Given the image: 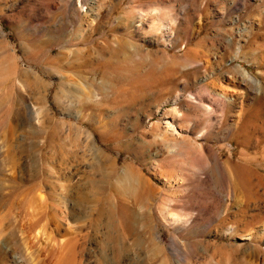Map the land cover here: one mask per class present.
<instances>
[{"label":"rangeland","instance_id":"1","mask_svg":"<svg viewBox=\"0 0 264 264\" xmlns=\"http://www.w3.org/2000/svg\"><path fill=\"white\" fill-rule=\"evenodd\" d=\"M0 264H264V0H0Z\"/></svg>","mask_w":264,"mask_h":264},{"label":"bare ground","instance_id":"2","mask_svg":"<svg viewBox=\"0 0 264 264\" xmlns=\"http://www.w3.org/2000/svg\"><path fill=\"white\" fill-rule=\"evenodd\" d=\"M172 113V112H171ZM174 131H175V129H174ZM176 132V131H175ZM175 132H174V134H175ZM175 136V135H174ZM177 145V144H176ZM176 145H175V147H176ZM174 146V145H173Z\"/></svg>","mask_w":264,"mask_h":264}]
</instances>
